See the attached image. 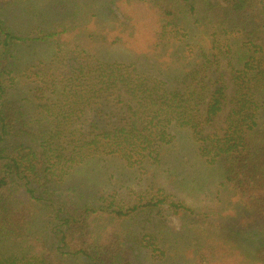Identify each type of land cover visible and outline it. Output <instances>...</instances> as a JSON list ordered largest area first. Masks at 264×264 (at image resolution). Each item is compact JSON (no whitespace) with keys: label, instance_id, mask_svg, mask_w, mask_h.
<instances>
[{"label":"trees","instance_id":"trees-1","mask_svg":"<svg viewBox=\"0 0 264 264\" xmlns=\"http://www.w3.org/2000/svg\"><path fill=\"white\" fill-rule=\"evenodd\" d=\"M184 135L220 207L157 185L56 203L90 161L177 170ZM0 264H264V0H0Z\"/></svg>","mask_w":264,"mask_h":264},{"label":"rangeland","instance_id":"rangeland-1","mask_svg":"<svg viewBox=\"0 0 264 264\" xmlns=\"http://www.w3.org/2000/svg\"><path fill=\"white\" fill-rule=\"evenodd\" d=\"M86 47L94 54L110 60L131 61L134 59V53L123 46L116 45L105 48L92 43ZM52 48L50 45L28 48L23 55L25 59L33 56L37 60H46L50 56ZM226 65L224 60L221 70L229 79L230 69ZM23 89L27 92L24 87ZM13 92L12 104L21 103L20 100H22L25 93L18 87ZM221 126H223L222 122ZM188 141H190V144L192 143L190 136L179 137L178 149L175 152L180 153L183 151L184 159L182 157V160L188 163H182L173 172L167 166H150L141 170L124 167L125 165L120 160L90 161L80 168H76L65 180V184L61 185L58 196L54 197L56 203H66L65 209L66 207H68L67 209L74 207L70 205L71 200L68 197L71 187L76 188L79 192L96 195L99 192L106 195V197L115 196L117 200H120L129 199L135 191L145 190L152 185H157L176 195L178 199L184 201L190 207H220L223 204L218 195L219 186L216 173H211L210 180L206 181L209 174L203 172L201 166L196 162L194 154L188 151ZM70 194H72L73 200L75 199L77 202L78 194L73 193V191ZM168 222L176 230L181 227V221L173 215L168 216Z\"/></svg>","mask_w":264,"mask_h":264}]
</instances>
